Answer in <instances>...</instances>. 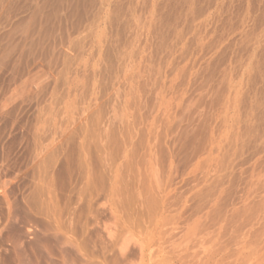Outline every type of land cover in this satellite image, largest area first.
Segmentation results:
<instances>
[{
  "label": "rangeland",
  "instance_id": "obj_1",
  "mask_svg": "<svg viewBox=\"0 0 264 264\" xmlns=\"http://www.w3.org/2000/svg\"><path fill=\"white\" fill-rule=\"evenodd\" d=\"M0 264H264V0H0Z\"/></svg>",
  "mask_w": 264,
  "mask_h": 264
}]
</instances>
